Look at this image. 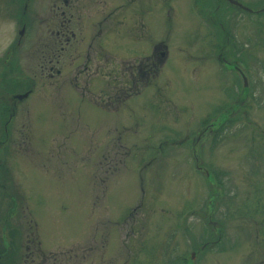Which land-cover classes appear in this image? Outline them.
I'll use <instances>...</instances> for the list:
<instances>
[{"label": "rangeland", "instance_id": "374dc122", "mask_svg": "<svg viewBox=\"0 0 264 264\" xmlns=\"http://www.w3.org/2000/svg\"><path fill=\"white\" fill-rule=\"evenodd\" d=\"M1 1L0 95L9 63L17 86L0 99V264H264V14L149 0L145 35L127 37L113 24L97 39L120 95L97 108L89 99L109 92L106 72L79 66L102 19L94 2L76 12L78 39L50 75L40 23L48 0L33 1L23 37ZM113 1L119 13L129 9ZM155 44L163 57L150 61L147 86L124 91L131 64ZM219 55L241 67L246 87Z\"/></svg>", "mask_w": 264, "mask_h": 264}, {"label": "flooded vegetation", "instance_id": "af4514ba", "mask_svg": "<svg viewBox=\"0 0 264 264\" xmlns=\"http://www.w3.org/2000/svg\"><path fill=\"white\" fill-rule=\"evenodd\" d=\"M34 0H4L1 1V4H5V8L7 9V12L4 13L5 17H9L14 21V23L19 27L17 29V34L19 37H23L24 35H30L28 25L29 23L32 24L34 20L36 19V11H33L34 6L32 5ZM89 0H48L47 7L48 9L47 14L45 13V16L40 17V23H46V29L48 34L50 35V44L47 45L45 49H43V57L44 59L49 63L48 70L50 75H54L53 71H55L56 74L60 73V70L55 68V65L58 63L59 57L62 55V53L66 50L72 49V46L74 45L75 41L78 39V30L73 29L74 23L79 22L81 24V17H77L76 19L75 14L76 12L80 13L83 10V6L86 5V2ZM95 4V16H98L99 18H102L99 21H93V26L97 27V30H95L93 33H90V42L86 47H84L83 51H81V58L82 62L79 64L81 65V73H86L87 75H95V74H101L102 77L107 76V85L109 86V92L107 94L102 93L100 89V92L95 95V98L89 99L93 104L95 101H97V108H100L99 104L102 101L111 102L115 100V98L119 95V93H116L115 87L116 83L114 82L115 78V68L113 64H109L108 66L105 65L106 63L102 62L101 59L105 58L107 56V53L103 52V47L100 44L98 37L105 34L109 31H114L111 27L113 24H118L121 29L124 28V33L127 37H142L146 33L147 25L144 22L143 18L145 16V13L147 12L146 5L149 0H120L121 4L124 6H129V9L124 11V15L119 13L120 5H114L113 0H92ZM156 1V0H155ZM159 3L162 0H157ZM235 0H192V5L194 6H202L203 5H214V6H221V5H229L233 8H240L241 10H245L238 5L234 4ZM240 2L243 6L246 5V7L250 6L247 4L254 5L255 1H247V3L237 0ZM135 2L136 5H139L138 7H135L133 10L130 8L132 3ZM157 2V3H158ZM158 3V4H159ZM12 4L10 7L9 5ZM15 5V7L13 6ZM199 11H201V8H197ZM217 7L214 8V13H216ZM250 11L251 13L255 14V16H259L260 13L264 14V0L262 1V7L261 8H252ZM33 13V14H32ZM19 14V15H18ZM113 15V16H112ZM114 15H120L118 19L115 20ZM134 17L135 20L131 22V18ZM216 22L218 23L220 29L224 31V26L220 19H217L215 17ZM106 21V22H105ZM107 23L108 29H103V23ZM73 23V24H72ZM72 25V26H71ZM86 26V24H85ZM257 28H259V25H257ZM225 32V31H224ZM82 36H85V33L82 34ZM84 41V38L80 40L82 43ZM95 41V42H94ZM19 43V42H18ZM94 45H95V51H94ZM157 44L152 47V50L149 54H143L138 57L141 61L139 62L138 67H133L132 64L129 68V71L127 73V78L124 76V91L126 90V87L129 88V93L132 94L130 91L132 88L137 89V84L139 82L140 88L143 89L147 86L149 81V70L147 69L148 66H150V61L156 65V61L158 58H162L163 52L155 50ZM91 50H93L91 52ZM157 51V52H156ZM156 57V58H155ZM134 58V57H133ZM1 59V58H0ZM93 59V60H92ZM107 59L109 57L107 56ZM219 59H223L222 63L224 66L232 72H235L236 74H239L242 77L243 85L244 87L247 86V79L245 72L239 67L238 65L229 63L225 58H222L221 55H219ZM2 60V59H1ZM91 60L93 62H91ZM43 65V68H45V65ZM46 66V67H47ZM104 70V71H101ZM106 70V71H105ZM106 72V76H105ZM125 73V70L123 71ZM0 71V78H2ZM126 75V74H125ZM137 75H139L138 78H140L137 81ZM143 75V76H142ZM89 77V76H88ZM143 77L144 80L142 79ZM1 80V79H0ZM132 80V81H131ZM79 85V84H78ZM89 79H85L83 81V84L81 83V89L80 92H88L89 91ZM141 91V90H140ZM2 93V92H1ZM3 95H0V99ZM245 96V94H244ZM91 98V97H90ZM11 105H15V99L11 98L10 100ZM120 99H125V97H122ZM1 101V100H0ZM99 102V103H98ZM102 106L104 103H101ZM240 106V104H239ZM238 106V109H239ZM237 109V110H238ZM234 112H237L236 110H231L229 114H227V111H225L223 114L220 113V120L219 122L222 123L227 118L232 116ZM242 112V111H241ZM245 113V112H244ZM0 115H3V109L1 110L0 105ZM228 116V117H227ZM209 125H212L211 128L215 125L214 123H210ZM208 125V126H209ZM204 129H207L206 127ZM213 129V128H212ZM206 131V130H205ZM199 139V136L197 137ZM205 174L209 175V173L205 170ZM2 204H3V183H2V165L0 162V214L2 213ZM212 221H209L208 225H211ZM204 244L202 245V247ZM3 250V246L0 240V259H1V252ZM45 256V255H44ZM46 257V256H45Z\"/></svg>", "mask_w": 264, "mask_h": 264}, {"label": "trees", "instance_id": "16d2710c", "mask_svg": "<svg viewBox=\"0 0 264 264\" xmlns=\"http://www.w3.org/2000/svg\"><path fill=\"white\" fill-rule=\"evenodd\" d=\"M216 25H218V23H216ZM220 31H222V29H220ZM222 32H223V34L225 35V32H224V31H222ZM225 36H226V35H225ZM10 64H13V63H9V65H8L9 67H8V66H5V67H4V72H3V75H4L3 78H4V80H10L8 83L6 82V83L8 84L7 87L4 86V92H3V96H4V98H5L4 100H7V96H6V93H7V92H6V90L8 89V87L11 88V87H13V85L15 86L16 83H17V82H16V79L14 78L13 73H11L12 75H11V74H10V75H6L7 70H8L9 68H12V67H13V65H10ZM7 67H8V68H7ZM16 86H17V85H16ZM8 94H9V93H8ZM7 109H8V108H7ZM7 112H8V110H7ZM4 114H6V110H5ZM2 119L4 120V119H5V116H3ZM5 121L7 122L8 120H5ZM6 122H5V125L7 124ZM3 167H4V166L2 165V171H3ZM4 170H5V169H4ZM5 171H6V170H5ZM5 171H4V172H5ZM15 203H16V202H15ZM10 243H12V241H11ZM10 243H9V244H10Z\"/></svg>", "mask_w": 264, "mask_h": 264}, {"label": "water", "instance_id": "95a60500", "mask_svg": "<svg viewBox=\"0 0 264 264\" xmlns=\"http://www.w3.org/2000/svg\"><path fill=\"white\" fill-rule=\"evenodd\" d=\"M234 2V4H236V5H238L239 7H241V8H243V9H245V10H250L248 7H246V6H243L240 2H238L237 0H235V1H233ZM29 94V92H25L24 94H20V95H18V94H15V95H13L12 97L13 98H17V97H21V95H25V97L27 96Z\"/></svg>", "mask_w": 264, "mask_h": 264}, {"label": "bare ground", "instance_id": "6f19581e", "mask_svg": "<svg viewBox=\"0 0 264 264\" xmlns=\"http://www.w3.org/2000/svg\"><path fill=\"white\" fill-rule=\"evenodd\" d=\"M12 101H13V99H12Z\"/></svg>", "mask_w": 264, "mask_h": 264}]
</instances>
